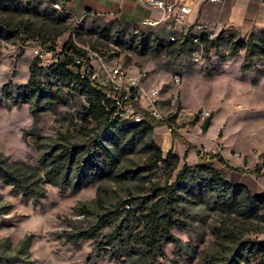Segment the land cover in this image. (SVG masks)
Listing matches in <instances>:
<instances>
[{
  "label": "rangeland",
  "instance_id": "374dc122",
  "mask_svg": "<svg viewBox=\"0 0 264 264\" xmlns=\"http://www.w3.org/2000/svg\"><path fill=\"white\" fill-rule=\"evenodd\" d=\"M77 2L74 6L71 0L66 4L56 2L58 6L52 0H33L29 6L27 0L21 5L1 2L0 19L28 23L37 37L54 39L58 51L69 39L95 51L102 61H90L93 69L101 70L103 64L121 67L127 73L145 72L143 86L158 90L157 109L160 118L168 122L156 128L149 139L160 147L163 157L169 151L179 157L174 172L170 174L159 163L150 181L171 183L184 162L196 165L197 150L188 148L191 143L202 153L221 155L230 166L220 167L229 181L245 185L252 193H264V49L246 72L240 69L245 49L232 51V43L247 40L249 33L216 29L213 35L223 31V40L209 53L203 50L199 61H192L191 54L175 59L158 49L155 41L158 37L165 42L181 33L173 19L158 26H137L148 36V48L144 49L140 38H131L134 31L130 26L121 32L123 28L117 22L106 26L107 39L90 33L100 24L85 16L83 2ZM192 17L188 15L186 23H192ZM38 54L42 65L52 63L51 54L42 52L39 46L0 39V167L39 195H24L0 177V258L8 259L9 264H150L137 261L138 248L133 240L141 230L139 205L150 193L146 177L151 157L145 142L128 141L117 131L107 136L103 144L113 155V172L105 170L102 178L87 185L72 187L73 172L53 178L47 175L53 156L85 141L86 125L79 115L86 102L64 88L61 101L34 111L29 101L13 100L5 94L2 87L9 82H27L29 65ZM174 75L181 77L178 86L172 83ZM204 111L209 115L201 119ZM174 114L175 119L170 120ZM123 117L131 121L129 112ZM206 118L211 119L210 126L202 131L200 126ZM169 125L174 132L169 131ZM260 164V174L252 173ZM124 173L125 178L117 177ZM63 178L70 180V186L60 187ZM184 197L176 212L179 223L171 229L179 243L164 241L162 254L152 260L153 264H203L207 257L219 253L213 230L223 220L244 237L264 239V209L227 214L212 197L195 193ZM122 202L125 204L119 205ZM107 211H115L117 218L100 228L95 238H82L76 243L68 239L71 234L89 231L97 217ZM120 225L129 228L123 243L99 246L106 234L117 231Z\"/></svg>",
  "mask_w": 264,
  "mask_h": 264
},
{
  "label": "trees",
  "instance_id": "16d2710c",
  "mask_svg": "<svg viewBox=\"0 0 264 264\" xmlns=\"http://www.w3.org/2000/svg\"><path fill=\"white\" fill-rule=\"evenodd\" d=\"M33 0H27L26 5H30ZM70 0H52V2L68 3ZM11 5H21L22 0H0ZM118 27L130 26L133 32L131 38L142 40V47L148 48V36L146 32L137 29L136 25H127L117 22ZM121 28V29H122ZM124 28L121 30V32ZM92 34H98L104 39L109 36L108 27L96 26ZM192 26L178 39L163 41L156 37L155 41L158 49H164L166 54L178 59L186 56L192 51L193 44ZM204 43L205 53L216 48L224 38V32L220 31L211 39L200 34ZM0 39L12 43H21L23 46H39L47 53L51 54L52 63L48 66L41 64L40 55H36L29 65V77L25 84L16 85L8 83L2 87L5 94H10L13 100L29 101L34 111L42 110L44 104L51 105L62 100L61 91L64 88L70 93H76L86 102L82 107L80 116L81 122L85 124V141L73 144L64 148L57 155L49 160L50 169L47 175L53 178L59 174L73 172L75 180L72 187L87 185L88 183L100 179L105 175V170L113 172L114 159L111 151L103 144V140L117 131L119 137L127 138L128 141L145 142V149L150 153V162L147 164L149 177L147 180L149 195L140 203L139 221L141 230L133 236L136 242L138 255L137 261L153 264L157 256L162 253V243L168 242L177 245L179 240L171 233V229L179 221L176 216L179 203L185 199L184 194L195 193L198 197H212L216 203L227 213H256L259 209H264V193H252L241 183H232L228 180L227 174L220 168H230L224 158L218 153H202L193 144L188 143V148L197 150L198 163L194 166L183 163L178 169L173 182L166 181L164 184L150 181L154 174L153 169L159 163L165 165L171 174L177 168L179 157L169 151L166 157L162 156V150L153 140L149 139L154 130L166 125L165 120L156 119L146 110L134 104L135 112L143 115L141 121H124L117 114L113 102L107 97L111 89L100 85L91 76L93 67L86 56V50L70 39L58 51L53 44L54 39L40 38L31 32L28 23L19 21L17 23L0 19ZM49 42H52L49 43ZM245 49L244 63L240 69L246 72L251 69L254 58L259 51L264 49V30L257 29L256 34L250 32L247 40H236L232 43V51L238 52ZM71 68H74L73 71ZM11 90V92H10ZM175 114L169 119L174 120ZM211 119L206 118L201 124V130L207 131ZM94 123L93 127H89ZM173 131L172 125L168 126ZM174 132V131H173ZM186 153L184 154V158ZM103 164V165H102ZM261 164L257 165L252 173L260 174ZM1 179L11 185L14 190L21 191L24 195L34 193L39 195L29 186L24 185L22 180L0 167ZM118 178L126 177L120 174ZM71 182L63 178L59 183L61 188L70 186ZM125 202L119 205L123 206ZM126 212L129 210L126 209ZM115 211H107L97 217L93 227L89 231H82L68 236V239L76 243L82 238H95L102 227L108 226L117 217ZM263 217V215H261ZM128 227H118V230L105 237L99 246L121 245L124 241V234ZM219 253L209 256L203 264H252L258 260L257 264H264V239L244 237V235L226 220L213 230ZM0 262L9 264L8 259L0 258ZM136 264V263H132Z\"/></svg>",
  "mask_w": 264,
  "mask_h": 264
},
{
  "label": "built area",
  "instance_id": "2783aa9c",
  "mask_svg": "<svg viewBox=\"0 0 264 264\" xmlns=\"http://www.w3.org/2000/svg\"><path fill=\"white\" fill-rule=\"evenodd\" d=\"M199 0H139V2L151 9L156 10L160 14L159 19H146L142 21V26H158L162 21L167 19H173L179 25L180 34L178 36H170V40H175L184 34L187 29L192 26L193 44L191 57L192 61L197 62L201 59L204 43L201 40L200 34H204L208 39L215 37L212 31L216 30L214 25L210 23H186L185 19L192 13L193 4ZM221 0H203L207 3H218ZM58 6L57 3L54 4ZM189 24L183 31V27ZM194 29L197 33H194ZM138 30L134 32L137 33ZM86 50V49H85ZM42 52H45L41 49ZM47 53V52H45ZM40 55V54H39ZM86 56L89 61H102L95 51L86 50ZM91 63V62H90ZM102 69H93L92 78L96 80L100 85L107 86L111 89L107 97L116 107L117 114L120 118L123 117L125 112H129L131 121H141L143 115L135 112L134 104H138V107L142 110H146L151 116L156 119L164 120L160 118L157 101L158 90L154 88H144L143 81L145 79L144 71H135L134 73H127L121 67L110 68L102 64ZM172 83L175 86L180 85L181 77L174 75L172 77ZM209 112L204 111L201 119L208 116ZM171 131L170 128H168Z\"/></svg>",
  "mask_w": 264,
  "mask_h": 264
},
{
  "label": "crops",
  "instance_id": "0c3cea01",
  "mask_svg": "<svg viewBox=\"0 0 264 264\" xmlns=\"http://www.w3.org/2000/svg\"><path fill=\"white\" fill-rule=\"evenodd\" d=\"M83 2L85 16L100 26L113 22L141 26L146 19L156 20L160 14L142 5L139 0H79ZM73 6L77 0H71ZM192 23H210L216 29L229 28L248 34L253 29L264 30V0H221L207 3L199 0L192 7ZM190 14V15H191Z\"/></svg>",
  "mask_w": 264,
  "mask_h": 264
}]
</instances>
